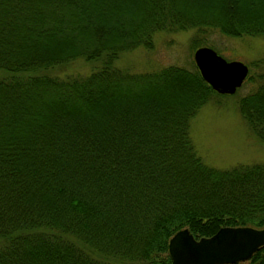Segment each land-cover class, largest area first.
<instances>
[{"label":"trees","instance_id":"trees-1","mask_svg":"<svg viewBox=\"0 0 264 264\" xmlns=\"http://www.w3.org/2000/svg\"><path fill=\"white\" fill-rule=\"evenodd\" d=\"M187 28L264 37V0H0V264H171L178 230L264 226V163L195 152L189 121L218 93L194 63L115 65ZM75 60L90 70L66 73ZM245 84L238 112L264 141V69Z\"/></svg>","mask_w":264,"mask_h":264},{"label":"rangeland","instance_id":"rangeland-1","mask_svg":"<svg viewBox=\"0 0 264 264\" xmlns=\"http://www.w3.org/2000/svg\"><path fill=\"white\" fill-rule=\"evenodd\" d=\"M197 34L202 45L212 48L225 60L241 61L248 73L264 69L250 66L253 60H264V37H231L217 29L187 28L182 31H157L152 37L151 48L137 46L122 52L115 60L116 67L130 73L152 71L168 65L190 67L191 37ZM91 64L75 60L66 73L85 74ZM249 85H240L235 93L213 95L189 121V135L195 152L202 162L215 168H228L236 164L264 163V141L259 140L242 120L238 112V97L246 93ZM245 264L248 261L245 260Z\"/></svg>","mask_w":264,"mask_h":264},{"label":"water","instance_id":"water-1","mask_svg":"<svg viewBox=\"0 0 264 264\" xmlns=\"http://www.w3.org/2000/svg\"><path fill=\"white\" fill-rule=\"evenodd\" d=\"M192 60L200 77L218 94H232L245 79L248 67L225 60L208 46H198ZM264 245V226L225 227L210 237L194 239L187 229L175 232L167 242L171 264H229L247 260Z\"/></svg>","mask_w":264,"mask_h":264}]
</instances>
